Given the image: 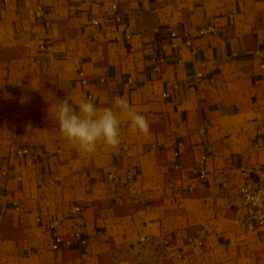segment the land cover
<instances>
[{
    "label": "crops",
    "instance_id": "crops-1",
    "mask_svg": "<svg viewBox=\"0 0 264 264\" xmlns=\"http://www.w3.org/2000/svg\"><path fill=\"white\" fill-rule=\"evenodd\" d=\"M263 65L264 0H0V264H264L239 195L264 164ZM67 96L126 98L150 134L125 122L85 154L55 121Z\"/></svg>",
    "mask_w": 264,
    "mask_h": 264
},
{
    "label": "clouds",
    "instance_id": "clouds-1",
    "mask_svg": "<svg viewBox=\"0 0 264 264\" xmlns=\"http://www.w3.org/2000/svg\"><path fill=\"white\" fill-rule=\"evenodd\" d=\"M55 121L62 136L85 154H94L98 144L109 149L118 148L121 125L125 122L131 134H150L146 117L122 97H116L110 107H97L91 100L76 102L67 96L57 103ZM245 201L254 210V218L264 223V188L257 191L245 189Z\"/></svg>",
    "mask_w": 264,
    "mask_h": 264
},
{
    "label": "built area",
    "instance_id": "built-area-1",
    "mask_svg": "<svg viewBox=\"0 0 264 264\" xmlns=\"http://www.w3.org/2000/svg\"><path fill=\"white\" fill-rule=\"evenodd\" d=\"M112 11L116 14L118 13V4L115 2L112 4L111 6ZM36 14L38 16L42 15V9L39 7L38 10L36 11ZM116 19L118 21L121 20L120 16L117 15ZM93 25L95 26H99L100 24V20L98 18H94L92 20ZM218 30V28L216 26L213 25H206V26H201L198 28V33L201 35H207L213 32H216ZM93 38L95 39H100L102 37V34L100 31H96L94 32V34L92 35ZM171 36L175 37L177 36V32L176 31H172L171 32ZM125 37L127 40H130L132 37V31L131 28L129 26H127L125 28ZM185 44L191 48V50L193 52H195L194 50V43L192 38H190L188 35L185 36ZM43 50H45L46 56L48 58H51L54 53H53V49L50 45H41L40 46ZM260 53V52H257ZM233 55H236V53H234ZM154 60H161V59H157L154 58ZM264 66V65H263ZM198 77L203 76L202 72H198L197 73ZM83 83H86V79L83 78ZM128 84H131L133 86H136V82L134 79H129ZM171 83H168V86H171ZM163 97H168L169 94L168 92H163L162 93ZM89 98L91 99H95V97L93 95H89ZM126 149V147H125ZM29 149H23L18 151L19 154L21 153H28ZM239 172H240V176L242 179V183L239 186V195L240 198L242 200V215H241V220L245 226V230L248 233H255L259 236L261 242L264 244V223H259L255 218H254V210L251 208V206L246 203L245 201V189L251 190V191H257L260 188H264V180L261 179V177H264V164L261 165L260 167L256 168V167H248V166H241L239 168ZM257 173H260V175H258ZM110 178L114 177V174H110L109 175ZM128 177H130V175H128ZM200 180L204 179L206 177V171L205 170H200L198 172V176H197ZM1 200H0V205H1ZM14 205H16V207H18V204L16 202H14ZM80 207L76 206L73 208V213H77L80 211ZM59 225V220H52L49 223L50 228H56ZM75 235L77 237H80V233L76 232ZM147 241V237L145 236H141L140 237V242L144 243ZM165 243H167V240H164ZM64 240L63 237L61 235H55L53 242H52V248L53 249H58L61 247V245H63Z\"/></svg>",
    "mask_w": 264,
    "mask_h": 264
}]
</instances>
